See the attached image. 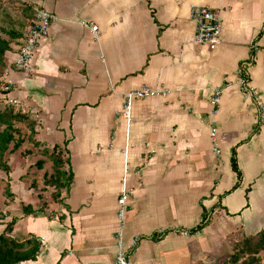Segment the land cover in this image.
Segmentation results:
<instances>
[{
  "label": "crops",
  "instance_id": "1",
  "mask_svg": "<svg viewBox=\"0 0 264 264\" xmlns=\"http://www.w3.org/2000/svg\"><path fill=\"white\" fill-rule=\"evenodd\" d=\"M21 1L57 21L30 73L11 65L17 51L6 54L5 97L34 119L42 144L8 157L14 200L0 203V234L14 221L9 237L45 243L35 239L34 257L17 264H115L118 239L130 264H223L234 234L264 229V123L256 109L264 105V0ZM192 6L218 11L214 48L194 42ZM251 56L256 102L238 84ZM142 88L159 94L133 98L127 120L125 95ZM54 146L71 182L61 200L43 205L42 177L52 171L39 152ZM123 188L129 197L119 219ZM202 219L205 226L189 232Z\"/></svg>",
  "mask_w": 264,
  "mask_h": 264
},
{
  "label": "trees",
  "instance_id": "2",
  "mask_svg": "<svg viewBox=\"0 0 264 264\" xmlns=\"http://www.w3.org/2000/svg\"><path fill=\"white\" fill-rule=\"evenodd\" d=\"M17 6L18 8L15 7L14 9H20V21L10 18V14L4 12L0 19V102L5 99L6 95L2 89L4 84L2 76L10 67L7 64L6 54L16 52L18 47L22 45L34 17L33 7L28 2L22 1ZM247 62L252 64L253 56ZM243 64L240 66L239 76L247 80V74L243 73ZM0 105H3L0 106V173H4L8 177L10 167L6 160L7 155L15 153L27 144L37 149L42 147V144L35 140L37 135L36 122L29 114L23 113L10 104L0 103ZM257 124L260 123L257 122ZM39 153L51 163L52 171L50 175H46V173L43 175L42 183L53 188L54 196L59 201L62 192L68 189L71 182V176L63 169L67 160L65 154L57 146H54L51 151L43 148ZM43 164L44 160H38L35 166L42 169ZM230 164L232 171L237 176L235 184L237 186L240 182V173L236 165L234 151L231 155ZM8 195L10 196V193ZM3 218L4 216L0 213V221ZM13 222L7 223L3 233L0 234V264H17L31 259L38 249L36 240L33 238L20 243L9 237ZM207 222L208 220L202 219L200 224L190 229L189 232L200 231ZM233 237L235 241L232 253L223 264H264V258H260L264 253V229L251 236H245L238 232Z\"/></svg>",
  "mask_w": 264,
  "mask_h": 264
},
{
  "label": "built area",
  "instance_id": "3",
  "mask_svg": "<svg viewBox=\"0 0 264 264\" xmlns=\"http://www.w3.org/2000/svg\"><path fill=\"white\" fill-rule=\"evenodd\" d=\"M34 17L31 23L30 28L28 29L26 38L23 40L22 45L17 49L15 54V58L12 62L15 69L17 71L23 73H30L32 71V57L38 47L40 46L41 42L46 38L49 27L52 23L57 21V17L53 15L51 12L42 9L40 7L33 8ZM190 18L195 26V35H194V42L200 44L202 46H206L208 48H214L217 43V38L221 32V20L217 10L203 7V6H192L190 11ZM89 30L94 34V36L98 33L97 26L89 25ZM251 64L249 62H244V74L248 70ZM7 75V71L3 74L2 79H4ZM239 76V75H238ZM5 85L3 86V91L6 94L10 91V82H6L3 80ZM238 84L240 91L246 95L247 97L255 99V94L252 89L248 87V83L246 78L239 76ZM159 94L157 91L150 90L148 88H142L140 90L129 92L125 95V104H124V117L128 120L129 119V109H130V102L133 98H144L148 96H155ZM160 95L164 96L165 93L161 92ZM220 98V90L214 89L211 98L210 104L213 107L218 105ZM15 101L5 97L4 103L11 104ZM256 109H257V122L260 124L264 123V105L259 102H256ZM214 134L212 133L211 136ZM215 154H218L217 149L212 150ZM126 171V168H125ZM123 183V182H122ZM124 184V183H123ZM129 191L122 189L120 193L117 204H118V213L117 217L121 219L124 214L126 200L128 199ZM37 240V239H36ZM38 241V240H37ZM137 240H135L136 243ZM41 246H44L45 243L43 240H39ZM134 242L132 244L133 247ZM130 251L124 250L120 239H118L117 243V253L115 255V264H130L129 256Z\"/></svg>",
  "mask_w": 264,
  "mask_h": 264
},
{
  "label": "rangeland",
  "instance_id": "4",
  "mask_svg": "<svg viewBox=\"0 0 264 264\" xmlns=\"http://www.w3.org/2000/svg\"><path fill=\"white\" fill-rule=\"evenodd\" d=\"M20 2H22V1L21 0H0V19H1L2 15H3L2 13L4 12V13H9L10 14V18H12V19H18L20 21L21 20L19 18V16H20L19 15V10L20 9H16V10L14 9L15 7L18 8L17 4H19ZM0 26H1V22H0ZM10 59H11V57L8 55L7 56V61L10 60ZM4 85H5V83L3 84V86ZM3 86H2V88H3ZM0 103L6 104V103H4V99ZM0 106L2 107L3 105H0ZM28 146H30V145H28ZM7 156L9 157V155H7ZM8 157L6 158L7 162H8ZM19 162H20L19 159H17L16 162H15V164H13V167H15V165L17 163H19ZM37 169L38 168H36L34 170V174L35 175L33 174L31 176L29 174V176H28L29 179H31L30 187L31 186H36L35 181H36V178L39 176ZM5 177H7V176L4 173H0V203L1 202H5L6 200L9 201V202H12L14 200V198H11L8 195L9 194V187H8V181L5 180ZM36 191H38L37 188H36ZM40 191H41L40 192V195H38L39 196L38 198L40 199V203L41 202H44L43 200H45V202H46V203H43V205H46L48 203H50V204L56 203V200L58 198L54 196L55 192H53V188L51 186H45L42 183V186H41ZM44 192H50V194L48 196H46V195H44ZM64 193L65 192H62V194H64ZM61 197L63 198V196L62 195L60 196V198H59L60 200H61ZM46 213L49 214V215H53L54 214V212H52V211L51 212H46ZM35 239H37V238H35ZM37 240L39 241V240H42V239L41 238H38ZM260 258H262V259L264 258V253L261 255Z\"/></svg>",
  "mask_w": 264,
  "mask_h": 264
}]
</instances>
